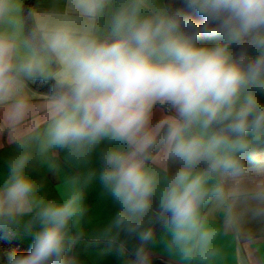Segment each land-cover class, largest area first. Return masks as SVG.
<instances>
[{
  "label": "clouds",
  "instance_id": "9594fccd",
  "mask_svg": "<svg viewBox=\"0 0 264 264\" xmlns=\"http://www.w3.org/2000/svg\"><path fill=\"white\" fill-rule=\"evenodd\" d=\"M0 142V264H264V0H0Z\"/></svg>",
  "mask_w": 264,
  "mask_h": 264
},
{
  "label": "crops",
  "instance_id": "0c3cea01",
  "mask_svg": "<svg viewBox=\"0 0 264 264\" xmlns=\"http://www.w3.org/2000/svg\"><path fill=\"white\" fill-rule=\"evenodd\" d=\"M40 82H37L38 84ZM36 84L33 86L35 90L40 92H45L36 87ZM7 145L0 142V152L6 150ZM58 169H53L47 173V179L52 185H57L60 183L61 174L67 173L70 171L68 166L63 161H58ZM49 194L54 195L55 190L51 187L48 189ZM86 203L89 207V212L85 218L86 227L91 230L94 228L97 223L102 221L107 215L109 208L106 204L102 188L98 182H94L87 190L86 194ZM1 231L7 232L5 229L0 228ZM161 227L156 226V232L159 234ZM8 236L13 240L18 242L24 248L31 247L32 237L28 233L20 232L16 235L8 234ZM140 246L139 241H132L127 252L124 254V257H119L114 253H108L106 251L107 245L103 242L97 243L93 241L90 237H85L79 243H77L70 251L69 255L76 257L80 264H126L125 258H134V252L137 247ZM156 264H167V257H162L157 260Z\"/></svg>",
  "mask_w": 264,
  "mask_h": 264
},
{
  "label": "trees",
  "instance_id": "16d2710c",
  "mask_svg": "<svg viewBox=\"0 0 264 264\" xmlns=\"http://www.w3.org/2000/svg\"><path fill=\"white\" fill-rule=\"evenodd\" d=\"M36 87L42 91H49L50 85L38 83ZM8 232H3L0 230V254L3 253H16V254H26L30 249L24 248L18 242L12 243V239L8 236ZM10 244V245H9Z\"/></svg>",
  "mask_w": 264,
  "mask_h": 264
},
{
  "label": "rangeland",
  "instance_id": "374dc122",
  "mask_svg": "<svg viewBox=\"0 0 264 264\" xmlns=\"http://www.w3.org/2000/svg\"><path fill=\"white\" fill-rule=\"evenodd\" d=\"M15 238L12 240L14 243L15 242ZM10 245V244H9ZM9 253H3V254H0V261H4V260H7V257H8Z\"/></svg>",
  "mask_w": 264,
  "mask_h": 264
}]
</instances>
